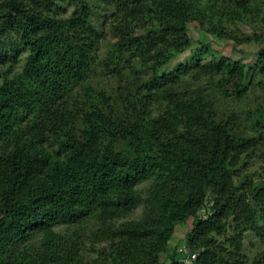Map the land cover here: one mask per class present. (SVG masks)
I'll return each mask as SVG.
<instances>
[{
    "label": "trees",
    "instance_id": "1",
    "mask_svg": "<svg viewBox=\"0 0 264 264\" xmlns=\"http://www.w3.org/2000/svg\"><path fill=\"white\" fill-rule=\"evenodd\" d=\"M246 19L254 60L204 62L203 43L166 68L193 45L191 21L238 40L227 25ZM0 67V264H264V248L243 251L249 230L264 244V167L259 182L235 173L258 136L213 95L264 102V0H0ZM248 113L264 128L263 105Z\"/></svg>",
    "mask_w": 264,
    "mask_h": 264
},
{
    "label": "rangeland",
    "instance_id": "2",
    "mask_svg": "<svg viewBox=\"0 0 264 264\" xmlns=\"http://www.w3.org/2000/svg\"><path fill=\"white\" fill-rule=\"evenodd\" d=\"M97 4V3H96ZM68 14L71 13L73 10V7L68 8ZM96 14L94 16V21L98 24L103 23L106 15V11L102 10V7L96 8ZM108 19V18H107ZM109 24L110 22L107 21L105 23V29L107 30V36L105 40L103 41L100 50L104 51L107 49L112 42L115 41L114 35L109 30ZM190 28V35L193 38V45L186 50L184 53L179 54L178 57L168 63L166 66L167 69H172L175 67L176 63L179 61H185L188 58L190 59L193 57L197 50L205 49L204 46H202L203 43H209V50L206 52V54L202 57L200 56L201 61H209L214 59L217 56H226L227 58L231 60H240L244 59L245 61L248 60H254L256 58V54L258 52V49L260 48L259 44L255 41H250L247 37L249 34L254 32L257 29H260L256 27V25L251 24V19L246 20H238L236 23H230L227 25V29L235 30V34H237L240 38L238 40L234 38H220L216 37L214 35L209 34L204 28L199 25L197 21H191L189 24ZM242 34V35H241ZM207 49V48H206ZM100 51V52H101ZM24 62L18 61L13 66V69H11L13 74L19 73L22 70ZM1 68V67H0ZM100 78H96L92 80L94 84L102 83V85L108 84L111 86H117L119 84V78L117 77H106L103 75L99 76ZM97 86V85H96ZM214 101L216 102L219 114L221 117H226L227 111L232 108V106L237 110L238 114L240 115L238 118V121L240 122V125L242 126L243 130L249 134H252V136H258V145L255 150L250 154V156L245 157L242 161L241 165L236 170V174L238 175L237 178H242L243 180L247 179H253L257 182L261 179L262 169L264 167V128H261V130H255L252 128V125L254 124L255 120L254 117H256L255 114H249L248 110L251 109H257L258 107H261V105L264 106V102L260 101V99L256 96H258V92L255 91L254 93H251L250 97L243 102L238 103L233 101L232 99H228L221 96L218 92H214ZM247 98V97H246ZM253 117V118H252ZM262 132V133H261ZM238 180V179H237ZM152 180L143 181L141 182L137 189L140 191V193L147 197L149 193V188L151 186ZM145 213V206L141 205L138 208H136L132 213L129 215L119 218L114 223L120 224L122 222H127L131 220H139L144 216ZM91 224H97L95 220H92L91 223H87L89 227H91ZM193 226V219H188L187 221L177 225L175 233L173 234L171 240H170V246L172 248L176 247L180 251L185 244V236L186 233L192 229ZM88 234V233H87ZM169 248V253H173V249ZM264 248V244L261 241L260 237H258L253 231L249 230L246 232L245 238H244V247L243 251L248 256H255L261 249ZM84 252L87 256H93L95 257L97 254L90 248V246H86L84 249ZM166 254H162L161 258H165L166 261H169L167 259Z\"/></svg>",
    "mask_w": 264,
    "mask_h": 264
},
{
    "label": "built area",
    "instance_id": "3",
    "mask_svg": "<svg viewBox=\"0 0 264 264\" xmlns=\"http://www.w3.org/2000/svg\"><path fill=\"white\" fill-rule=\"evenodd\" d=\"M196 255H193L192 257H195Z\"/></svg>",
    "mask_w": 264,
    "mask_h": 264
}]
</instances>
